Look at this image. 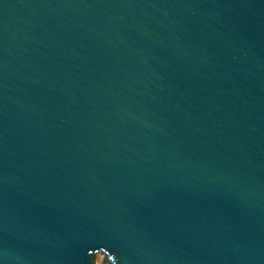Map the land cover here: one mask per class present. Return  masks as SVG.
Listing matches in <instances>:
<instances>
[{
    "label": "water",
    "instance_id": "95a60500",
    "mask_svg": "<svg viewBox=\"0 0 264 264\" xmlns=\"http://www.w3.org/2000/svg\"><path fill=\"white\" fill-rule=\"evenodd\" d=\"M264 264V0H0V264Z\"/></svg>",
    "mask_w": 264,
    "mask_h": 264
},
{
    "label": "rangeland",
    "instance_id": "374dc122",
    "mask_svg": "<svg viewBox=\"0 0 264 264\" xmlns=\"http://www.w3.org/2000/svg\"><path fill=\"white\" fill-rule=\"evenodd\" d=\"M95 264H104V255L98 258L93 259Z\"/></svg>",
    "mask_w": 264,
    "mask_h": 264
}]
</instances>
